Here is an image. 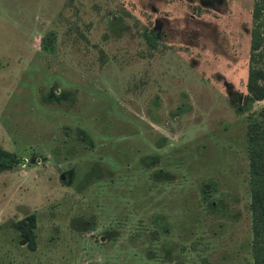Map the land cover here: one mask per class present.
Returning a JSON list of instances; mask_svg holds the SVG:
<instances>
[{
    "label": "rangeland",
    "instance_id": "374dc122",
    "mask_svg": "<svg viewBox=\"0 0 264 264\" xmlns=\"http://www.w3.org/2000/svg\"><path fill=\"white\" fill-rule=\"evenodd\" d=\"M252 9L0 0V264H254Z\"/></svg>",
    "mask_w": 264,
    "mask_h": 264
},
{
    "label": "trees",
    "instance_id": "16d2710c",
    "mask_svg": "<svg viewBox=\"0 0 264 264\" xmlns=\"http://www.w3.org/2000/svg\"><path fill=\"white\" fill-rule=\"evenodd\" d=\"M253 26L250 30V61L246 86L254 99L264 98V0H253ZM262 61V65L253 62ZM264 114V105L261 107ZM247 156L249 165V188L253 195L251 204V253L254 264H264V121L251 120L246 126ZM26 218L33 223L34 214ZM32 226V225H31ZM31 242V231H25Z\"/></svg>",
    "mask_w": 264,
    "mask_h": 264
}]
</instances>
